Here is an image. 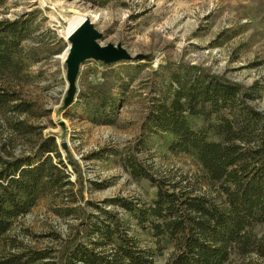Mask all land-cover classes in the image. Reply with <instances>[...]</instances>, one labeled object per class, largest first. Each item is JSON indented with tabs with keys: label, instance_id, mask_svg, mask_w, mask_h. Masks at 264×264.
<instances>
[{
	"label": "trees",
	"instance_id": "16d2710c",
	"mask_svg": "<svg viewBox=\"0 0 264 264\" xmlns=\"http://www.w3.org/2000/svg\"><path fill=\"white\" fill-rule=\"evenodd\" d=\"M35 30L34 12L0 20L1 72L21 74L30 66L24 43ZM261 86L246 87L193 67L175 77L149 110L152 132L165 136L172 154L198 166V188L185 178L156 177L130 157L124 169L156 193L148 200L115 197L82 206L70 189L76 175L83 193L81 166L67 148L63 157L56 137L41 140L32 153L0 156V264H156L166 252V264L264 259V235L258 233L264 227V110L252 103L261 98ZM112 89L86 103L92 123L114 124L110 114L118 99ZM18 101L16 93L0 87V116L30 112V104ZM199 119L201 127L194 124ZM11 125L31 133L22 122ZM43 199L60 202L57 215L77 221L57 251L27 248L24 237L13 233Z\"/></svg>",
	"mask_w": 264,
	"mask_h": 264
},
{
	"label": "rangeland",
	"instance_id": "374dc122",
	"mask_svg": "<svg viewBox=\"0 0 264 264\" xmlns=\"http://www.w3.org/2000/svg\"><path fill=\"white\" fill-rule=\"evenodd\" d=\"M31 12L36 32L24 43L30 66L21 74L0 71V87L16 93L17 103H28L31 110L0 116V156L32 153L41 140L56 137L63 157L67 148L81 166L83 193L76 175L70 189L82 206L115 197L148 200L156 193L148 181H136L124 169L130 157L156 177L185 178L190 187L200 186L196 163L172 154L165 136L154 134L147 122L149 110L167 95L174 78L191 68L246 87L259 82L261 98L252 103L264 110V0H4L0 20ZM72 17L93 22L103 34L102 46L121 45L135 59L113 65L84 62L76 100L66 108L65 56ZM112 87L118 99L110 114L114 124L92 123L86 103L96 102L97 94ZM15 122L31 133L13 129ZM194 124L201 127L203 121ZM59 203L43 199L29 218L17 222L13 233L24 237L27 248H60L77 221L58 216ZM258 233L264 235V227ZM169 255L156 264H166ZM238 264H264V259L251 255Z\"/></svg>",
	"mask_w": 264,
	"mask_h": 264
},
{
	"label": "water",
	"instance_id": "95a60500",
	"mask_svg": "<svg viewBox=\"0 0 264 264\" xmlns=\"http://www.w3.org/2000/svg\"><path fill=\"white\" fill-rule=\"evenodd\" d=\"M102 38L103 34L88 19H85L77 27H74V31L67 37L70 45L65 59L69 85L68 97L65 101L66 108L72 106L76 100L78 93L77 81L84 62L94 60L102 62L105 65H113L135 59L121 45L114 46L109 44L102 46Z\"/></svg>",
	"mask_w": 264,
	"mask_h": 264
},
{
	"label": "bare ground",
	"instance_id": "6f19581e",
	"mask_svg": "<svg viewBox=\"0 0 264 264\" xmlns=\"http://www.w3.org/2000/svg\"><path fill=\"white\" fill-rule=\"evenodd\" d=\"M82 21H84V19H78V18H75V17H72L71 18V26H70V29L68 31V36L74 31V27H77ZM67 57V53H66V56Z\"/></svg>",
	"mask_w": 264,
	"mask_h": 264
},
{
	"label": "built area",
	"instance_id": "2783aa9c",
	"mask_svg": "<svg viewBox=\"0 0 264 264\" xmlns=\"http://www.w3.org/2000/svg\"><path fill=\"white\" fill-rule=\"evenodd\" d=\"M31 216V213H29L28 215H26L27 218H29Z\"/></svg>",
	"mask_w": 264,
	"mask_h": 264
}]
</instances>
